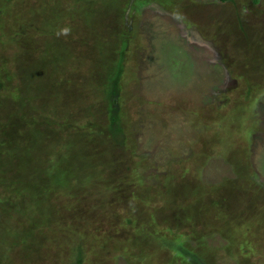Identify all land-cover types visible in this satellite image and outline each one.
<instances>
[{"label":"rangeland","instance_id":"1","mask_svg":"<svg viewBox=\"0 0 264 264\" xmlns=\"http://www.w3.org/2000/svg\"><path fill=\"white\" fill-rule=\"evenodd\" d=\"M154 1L0 0V101L21 93L31 67L38 77L52 64L48 42L73 51L51 87L73 82L82 93L114 71L124 44L108 103L99 82L86 116L51 101L69 124L52 148L26 143L25 129L37 137L30 124L52 111L45 81L21 95L27 127L11 139L0 129V171L10 169L0 180V264H264V0H164L174 19ZM38 17L61 29L45 33ZM110 104L119 131L98 156L101 139L87 148L93 129L83 125L106 132ZM38 181L30 220L22 185Z\"/></svg>","mask_w":264,"mask_h":264},{"label":"trees","instance_id":"2","mask_svg":"<svg viewBox=\"0 0 264 264\" xmlns=\"http://www.w3.org/2000/svg\"><path fill=\"white\" fill-rule=\"evenodd\" d=\"M8 1V0H7ZM220 2H224L227 0H218ZM81 15H79L80 17ZM83 20V19H82ZM84 24L87 26V22L85 20ZM38 24V26H40L41 29H43L44 26H48V28L45 30V33H50V32H59V30L61 28H59V26L55 25V24H51L48 25L46 23L43 22L42 19H39L38 17V21H36ZM57 24V23H56ZM59 24V23H58ZM36 26V27H38ZM52 34V33H51ZM48 44L54 45L53 48H51V55L50 57H52V64H50V66H43L41 68H43L42 70V75L38 76V77H34L32 74L34 73V71L37 69V67L39 65H36L34 67H31L29 71V75L28 77L25 79V83L24 86H22L21 89V93L19 95H16L15 91H8V93L5 95H3V99H1L0 101V129H1V134H5V136L10 135V139L11 137H13V135L15 134L16 130H24L27 126H25L24 128H21L20 126H22L24 124V122L29 123V120L26 121V119H24V116L26 115V109H25V100L23 101V99H21V95L25 94L26 89L28 88V86L32 83H38L39 80L41 81H45L46 85H43L40 90L41 93H43L45 95V98H50V99H46L48 106V109L52 110L50 113L53 115L51 116V114H44L40 116V118L42 120H40L39 122H35L30 124L33 125L31 126L33 129L35 126L38 127V129H42L40 132L38 131V135L37 137H34V132L31 128L29 130L25 131H29V133L26 136V143L29 144L31 143L32 140H34L35 143V148L34 149H50L52 148V146H47L48 144H50V139H54L57 135L58 132L60 130V128L64 129L69 127V124L65 122H60L57 120V118L61 115L62 111L60 109H62V106H67L70 108H76L78 111H80L82 113V116H86V112H90L91 111V107L92 105L95 103L96 99L100 96V90L96 87V84L99 82V84L104 83L105 85V91H106V102L108 103L111 98H113V94L116 93L117 91V82H118V78H120V75L123 72V51H124V44L119 52V58L117 60V62L113 63V61L111 62L110 67H113L114 71L109 75H104L101 77V79L97 80L96 75L94 74V77H91L92 80L96 81L97 83L94 84V86H86L85 85H80L83 89H85V93L79 92V90H76L73 88L74 83L70 82L71 85L67 88H65V86H60L58 87L57 90H54V87H51L54 83H53V74L54 72L52 71V69H55L57 67L55 66H60L61 68H64L65 70V66L67 64H70L69 62H71V60H73V51H71V49L69 48V45L66 44V42L64 41H59L58 39H55L54 41L48 42ZM93 50V49H92ZM77 58L81 59V62L76 64L77 67L79 69L84 70L85 67L82 64L83 61V57H81L80 55L76 56ZM75 57V58H76ZM90 59H92V54L90 52L89 56ZM113 59V58H112ZM92 62V60L90 61ZM90 66V65H88ZM75 67L76 72L78 70V68ZM60 68V69H61ZM74 67H72L73 69ZM51 69V70H50ZM85 71V70H84ZM90 83V82H89ZM93 85V84H92ZM33 85H31V89L35 90V87H32ZM88 89V90H87ZM94 89V97H92L91 94V90ZM20 96V97H19ZM54 98V99H53ZM57 100H61L63 101V104L61 106V108L59 109L58 113H55L54 109H58L57 105H51V101H57ZM85 101H91L88 104ZM91 103V104H90ZM112 104H110L111 106ZM41 106H43V103L41 104ZM106 107V106H105ZM103 108H95L94 110H96V114H100V113H104V109ZM33 110V109H32ZM34 111V110H33ZM115 108H113V105L111 107V109H108L107 112V122L106 125L108 124L107 128H106V132L105 129L102 130L100 124L101 123H92V124H87L84 123L83 128L85 127H90V129L92 128L93 130H90V134L88 133V140H89V145H83L86 146L87 148L91 149V139L94 138L95 141L98 142V139L102 142V144L98 145L99 147V154H97L98 156H103V155H108L105 149V145H107V143L111 142L112 140H114V137L119 131V119L118 116L115 115ZM88 115V114H87ZM4 116V117H3ZM43 116V118H42ZM88 117H85L83 120H88ZM3 120L5 122H3ZM7 121V122H6ZM20 127V128H19ZM7 129H10V132H7ZM98 129L100 131H98ZM97 130V131H96ZM109 130L111 131V135L109 134ZM98 133H96V132ZM5 132V133H4ZM96 135L99 136L98 139L96 140ZM49 142V143H48ZM88 142V141H87ZM86 142V143H87ZM42 147V148H41ZM93 152H96V150L91 149ZM25 151V150H24ZM105 155V156H106ZM103 162V161H102ZM10 169H3L0 171V180H2V174H9ZM17 170L19 171V169L17 168ZM24 171L25 173H27L26 168L24 167L23 169L20 170L19 173H17L18 177L20 179H23V175L22 172ZM20 174V175H19ZM22 176V177H21ZM41 178V177H40ZM19 182V180H18ZM36 187H34L35 185H37ZM22 185V184H21ZM27 188L25 189V185L23 190H21L22 194H23V200L20 202V206H23V208L25 210H27L29 213V219L30 220H34L35 219V211L36 213H38L37 211H39L38 207V200L35 198V191L37 192H41L42 190H44V188H42L41 185H39V181L35 182V183H27ZM5 182L3 181V184L0 185V187H4V190L8 189L5 188ZM31 187V188H30ZM35 188V189H34ZM32 193V194H31ZM30 195V196H29ZM7 196V191H5V197ZM35 200L36 203V207L34 208V206L30 203V201ZM1 207L3 208L2 203L0 202V209ZM10 208L8 207L7 210H9ZM6 210V208H5ZM13 211V208H12ZM11 212V211H10ZM1 213V211H0ZM27 225H31L30 222H28V220L26 221ZM32 240H34L35 242H39L40 241V234L37 233V236H35ZM78 248V247H77ZM80 250H78L77 252H79ZM76 264H78V262H76ZM197 264V263H196Z\"/></svg>","mask_w":264,"mask_h":264},{"label":"flooded vegetation","instance_id":"3","mask_svg":"<svg viewBox=\"0 0 264 264\" xmlns=\"http://www.w3.org/2000/svg\"><path fill=\"white\" fill-rule=\"evenodd\" d=\"M217 2H220L217 0ZM223 3V2H221ZM167 3H164V0H157L156 2L154 1L153 3H149L148 5L154 9V12H156L159 16H167L170 19H174L177 17V13L170 12L167 7ZM141 10V8H140Z\"/></svg>","mask_w":264,"mask_h":264}]
</instances>
